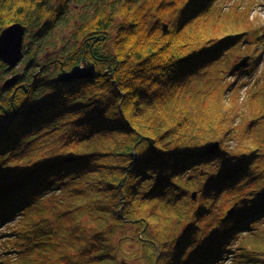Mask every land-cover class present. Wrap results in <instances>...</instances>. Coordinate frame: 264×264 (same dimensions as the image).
I'll list each match as a JSON object with an SVG mask.
<instances>
[{"label": "trees", "instance_id": "1", "mask_svg": "<svg viewBox=\"0 0 264 264\" xmlns=\"http://www.w3.org/2000/svg\"><path fill=\"white\" fill-rule=\"evenodd\" d=\"M217 1L0 0L30 60L0 61V264H128L127 243L143 264H264V31ZM71 25L77 45L42 60ZM85 49L96 77L53 82Z\"/></svg>", "mask_w": 264, "mask_h": 264}, {"label": "rangeland", "instance_id": "2", "mask_svg": "<svg viewBox=\"0 0 264 264\" xmlns=\"http://www.w3.org/2000/svg\"><path fill=\"white\" fill-rule=\"evenodd\" d=\"M50 1L52 4L56 5L59 3L60 0H50ZM73 4L71 7L73 14L78 15V13L82 12V10L80 8H76L75 6L73 7ZM216 5H218L219 7L223 8V9L227 8L226 10L224 9L225 15L231 14L233 10L235 12L238 11L239 13L235 14L233 16V19H237V21H239L241 19H246V17H248L249 21L254 23V24H252V27H256L257 29H262L264 31V0H218L216 2ZM241 12H244V14H242ZM166 27L168 28L169 26L166 25ZM74 30H75L74 26L71 25L69 27L61 28L58 32L56 31V33L54 34L55 36H54L53 40L50 41L51 46L48 47L45 54H43L42 60H49V58H53L54 56H56V54H58V53L60 54L61 50L64 47L71 49L74 47V45H77V43H75V40L72 39V37L74 36L73 35ZM243 39H244V37L241 38L240 40H243ZM27 40H29V39H27ZM246 42H248V41H245L243 43V45L246 44ZM79 43H80L79 45L83 44L82 42H79ZM93 44H91V48H90L91 52H93V47L95 46ZM82 46H80V47H82ZM97 49L98 48H96V51H97ZM259 49H260V52L258 51L259 55H261L262 57H261V61L257 63L259 66L257 67L256 72L254 73V75L252 77V80H253V82L260 81L258 90H260L261 92H264V43L261 44ZM86 50L87 49H85V51H84V56H83L82 60L83 59L86 60V53H87ZM236 56H237V59L234 58L235 60L232 62L231 67H233L235 64L240 62L243 58L247 57L248 54L242 53V54H238ZM46 57H48V59H46ZM87 61L90 62L88 59H87ZM28 63H30V60H28L26 62V64L24 63V60H23L22 63H20L19 66L16 67L13 72H15V74L17 73V74L23 75L28 68ZM251 68H252V60H250L249 66L246 69V71L250 70ZM53 71H54V67H52L49 71H47L45 73V75L46 74L50 75L51 73H53ZM229 78H230L229 79L230 82L235 81V79H236L234 76L233 77L230 76V72H229ZM6 79H8V76H6L5 80ZM250 79H251L250 76H246L242 79V81H247V80L249 81ZM1 87H2V85L0 86V88ZM245 90L246 89H244L241 92L242 97L246 96V93L244 94ZM244 99L242 98L241 101H243ZM235 120L238 123L240 122V121H238V119H235ZM141 139H142V137H141ZM11 226L12 225L9 224V226L7 225V226H1L0 227V262L3 259L11 261L12 258L16 257L15 256L16 253L13 252L12 244L9 243L10 239H8L9 238L8 234L11 232V229H10ZM6 241L8 243L7 245L5 244ZM139 247H140V245L134 246V245H130L128 243L126 244L125 249L127 250V252L129 254H127L125 258L128 259L127 260L128 264H141L142 263V262L140 263L138 261V259H136V257H135V255L138 252L136 253V251L135 252L131 251L132 249L135 250L134 248L139 249ZM132 252H133V254H131ZM232 253L233 254L228 256L230 259L225 261L224 264H232L233 261L236 260L235 258L233 259L234 251H232ZM130 255H133V257Z\"/></svg>", "mask_w": 264, "mask_h": 264}, {"label": "water", "instance_id": "3", "mask_svg": "<svg viewBox=\"0 0 264 264\" xmlns=\"http://www.w3.org/2000/svg\"><path fill=\"white\" fill-rule=\"evenodd\" d=\"M167 30V27H165ZM27 34V27L22 24L16 23L8 28L4 29L0 34V61H2L6 66V72H10L19 66L24 60V48H25V38ZM251 60L250 56L243 58L240 62L235 64L231 71L230 76L233 77L243 69H246ZM97 75V69L94 63L88 62L83 59L82 62L73 67L70 71L63 70L53 79V82L62 83H72L76 80H92ZM18 81V76L7 80L4 84L5 89L16 85ZM19 88L26 89V85H22ZM18 88V89H19ZM27 90V89H26ZM28 92V90H27ZM142 140H147L151 146L154 148L155 141L151 138H142ZM220 148L219 143L212 144L208 147V153L213 154ZM138 154L136 149L132 153L133 158H137ZM123 182L119 185L118 189L122 191ZM234 209L230 212L232 214ZM159 259L157 263H159Z\"/></svg>", "mask_w": 264, "mask_h": 264}]
</instances>
